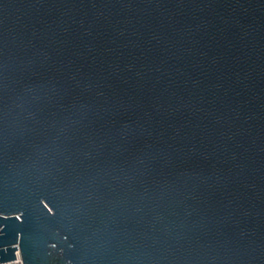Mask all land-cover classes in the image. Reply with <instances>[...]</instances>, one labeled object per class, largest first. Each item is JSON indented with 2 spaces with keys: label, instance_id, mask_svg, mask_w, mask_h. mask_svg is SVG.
I'll return each instance as SVG.
<instances>
[{
  "label": "water",
  "instance_id": "obj_1",
  "mask_svg": "<svg viewBox=\"0 0 264 264\" xmlns=\"http://www.w3.org/2000/svg\"><path fill=\"white\" fill-rule=\"evenodd\" d=\"M264 264V0H0V264Z\"/></svg>",
  "mask_w": 264,
  "mask_h": 264
},
{
  "label": "built area",
  "instance_id": "obj_2",
  "mask_svg": "<svg viewBox=\"0 0 264 264\" xmlns=\"http://www.w3.org/2000/svg\"><path fill=\"white\" fill-rule=\"evenodd\" d=\"M6 264H23L21 258L19 256H17V260L11 262V263H6Z\"/></svg>",
  "mask_w": 264,
  "mask_h": 264
}]
</instances>
